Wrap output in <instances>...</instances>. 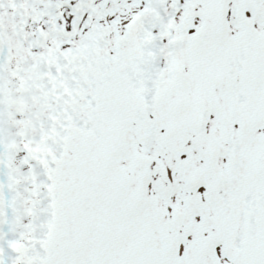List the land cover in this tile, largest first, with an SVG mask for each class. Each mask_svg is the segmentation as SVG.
I'll return each mask as SVG.
<instances>
[{
	"label": "snow or ice",
	"instance_id": "obj_1",
	"mask_svg": "<svg viewBox=\"0 0 264 264\" xmlns=\"http://www.w3.org/2000/svg\"><path fill=\"white\" fill-rule=\"evenodd\" d=\"M0 264H264V0H0Z\"/></svg>",
	"mask_w": 264,
	"mask_h": 264
}]
</instances>
